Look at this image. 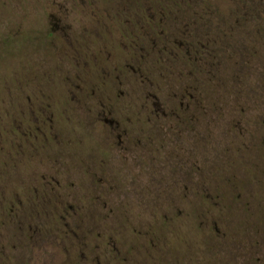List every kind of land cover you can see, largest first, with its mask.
<instances>
[{
	"label": "rangeland",
	"instance_id": "obj_1",
	"mask_svg": "<svg viewBox=\"0 0 264 264\" xmlns=\"http://www.w3.org/2000/svg\"><path fill=\"white\" fill-rule=\"evenodd\" d=\"M83 1L0 0V90L3 86L11 91L0 92L1 106L12 109V113L16 104L26 102L27 97L40 101V94H32L38 90L49 92L44 96L50 104L63 106L68 99L63 87L78 85L84 78L89 86L115 87V73L105 78L104 72L115 65L122 69L125 64H135L126 60L120 45L115 59V31L106 37L103 29L85 19L80 13ZM122 1L128 9L129 5L142 7L144 0ZM240 1H197L199 9L211 11L202 18L198 37L199 31L206 29L204 34L218 41L215 54L222 61L215 90L209 88L208 92L205 81L201 85L206 91L205 102L216 106L209 116L210 125L208 117L202 118L205 121L197 125L196 136L183 137L182 151L173 146L174 152L168 153L167 149L153 153L148 165L151 189L146 195L147 205H134L132 175L121 174L123 182L110 201L118 215L135 216L128 222L120 217L111 226L107 221L112 233H102L99 253H88L87 263L81 260V250L76 245L67 246L58 235L56 239L33 233L32 239L24 238L15 233L13 224L3 226L0 220V264H264V2L246 0L242 5ZM92 2L103 26L115 28V18L109 21L115 16V0ZM58 4L67 18L57 16ZM244 11L248 14L244 15ZM47 13L54 15L48 22ZM49 26L55 32L53 40L47 42L44 34ZM82 26L99 30L97 37H87L91 39L89 48L99 52V59L77 66L66 55L72 42L77 46L82 42ZM67 27H71L72 38ZM19 31L22 36L17 35ZM123 75L130 78L120 80L119 86L132 92L133 101H140L146 92L145 84ZM157 77L152 81L160 88L162 100L168 101L166 95L176 91V83L172 79L159 81ZM55 118L61 135L52 143L53 150L77 152L80 139H93L89 130L93 126L87 125L84 111L76 109L66 113L63 120L58 115ZM4 123L10 127L8 121ZM13 152L11 143L0 138V169L7 166L0 174V197L3 191L12 196L16 186V175L8 170L15 165L12 155L7 157ZM66 162L77 165L72 159L66 158ZM160 181L164 182V194ZM71 193L77 194V190ZM131 223L137 229L150 224L154 245L148 243V238L132 233ZM163 242L164 249L160 247Z\"/></svg>",
	"mask_w": 264,
	"mask_h": 264
},
{
	"label": "flooded vegetation",
	"instance_id": "obj_2",
	"mask_svg": "<svg viewBox=\"0 0 264 264\" xmlns=\"http://www.w3.org/2000/svg\"><path fill=\"white\" fill-rule=\"evenodd\" d=\"M197 1L144 0L142 7L129 5L127 9L126 3L115 0V16L109 19L113 22L112 18H115V28L103 26L93 9V2L83 1L80 13L85 19L103 29L106 37H111L115 31V59L116 50L121 46L126 60L135 64H125L122 69L115 65L111 71L104 72L105 78H112L111 74L115 73V87L89 86L85 84L86 78L79 80L78 85L63 87V93L68 97L63 106L50 104L44 96L49 92L42 90L32 92L41 95L40 101L37 98L31 101L27 97L26 102L16 104L12 113V109L0 104V138L14 148L13 154L7 157L12 155L15 165L8 170L16 175L12 196H6L3 191L0 197L3 226L13 224L15 233L30 239L34 237L33 233L47 237L58 235L67 246L76 245L81 250V260L87 263L88 253H99L102 233H112L107 229L108 225L119 221L120 217L128 222L135 216L118 215L114 202L110 201L123 182H120L121 174L132 175L130 186L134 205L138 208L147 205L146 195L151 189L147 181L148 165L153 153L167 149L168 153L174 152L173 146L182 151L183 137L196 136L197 125L205 121L202 118L208 117L206 121L210 125L209 116L216 106L214 102H205L206 91L201 85L205 81L208 92L209 88L215 90L222 61L220 63L215 54L218 41L204 34L206 29L199 31L201 36L198 37L202 18L211 11L199 9ZM240 2L244 5L246 0ZM58 12V17H68L66 12L62 13L60 4ZM49 17H54L53 13H47V22ZM66 30L69 35L73 34L71 27ZM54 32V27L49 26L44 34L47 42L53 40ZM97 33L98 29L82 26V42L77 43L78 46L72 42L74 47L70 46L66 57L77 66L97 61L99 52L91 51V39H87L92 35L97 37ZM17 35L22 36L21 31ZM85 37L87 47L83 45ZM124 73L145 84L146 92L140 101H133L132 92L119 86L120 80L130 78ZM155 76L159 81H175L176 91L166 95L168 101L162 100L160 88L152 81ZM9 90L2 86L0 92H11ZM76 109L84 111L88 117L85 121L89 120L87 125L93 126L89 129L93 139H80L77 152L53 150L52 143L61 135L54 124L55 115L63 120L66 113L71 114ZM65 119L69 121V117ZM6 121L10 127L5 125ZM172 138L176 139L173 140L175 144L171 142ZM59 142L63 145V141ZM1 153L6 154L4 150ZM66 158L75 160L77 165H66ZM129 163L131 167L127 166ZM6 168L0 169L1 175ZM163 184L160 181L162 194L166 191ZM191 185L196 187L194 182ZM72 190H77V194H72ZM197 202L198 198L193 204ZM129 225L132 233L148 238V243L154 245L150 224L144 229H137L132 223ZM163 246H166L164 242L160 247L164 249ZM115 252L119 254L116 246Z\"/></svg>",
	"mask_w": 264,
	"mask_h": 264
}]
</instances>
